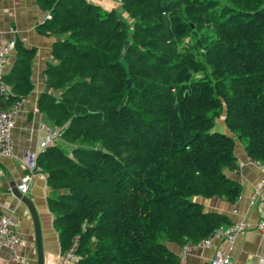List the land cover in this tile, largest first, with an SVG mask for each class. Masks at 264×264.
<instances>
[{
    "label": "trees",
    "instance_id": "obj_1",
    "mask_svg": "<svg viewBox=\"0 0 264 264\" xmlns=\"http://www.w3.org/2000/svg\"><path fill=\"white\" fill-rule=\"evenodd\" d=\"M115 1L38 0L37 30L55 38L38 110L70 149L37 163L61 255L76 243L75 264H178L168 244L232 225L193 198L238 200L236 142L264 163V0ZM36 53L16 39L6 109L34 90Z\"/></svg>",
    "mask_w": 264,
    "mask_h": 264
},
{
    "label": "crops",
    "instance_id": "obj_2",
    "mask_svg": "<svg viewBox=\"0 0 264 264\" xmlns=\"http://www.w3.org/2000/svg\"><path fill=\"white\" fill-rule=\"evenodd\" d=\"M99 5V0H89ZM114 6L107 10H117L118 1L105 0ZM117 3V4H116ZM100 6V5H99ZM47 13L41 10L38 0H0V40L2 42L13 38L20 39L28 48L36 49L33 63L32 81L35 86L31 94L23 99L16 119L12 142L14 154L12 157L0 155V212L13 216L18 222L21 244L18 251L26 257L27 264H38L39 255L35 236L34 222L27 206L13 193V184L18 185L26 169L21 161L24 150L40 151L39 144L45 136L41 126H53L47 117L38 110V97L45 90V70L52 62L51 47L54 37H48L38 32L37 26L45 20ZM15 62V50L9 57L6 73L10 72ZM221 120L225 134L230 131ZM62 141V140H60ZM59 143V141H56ZM235 154L238 162L237 170H227L232 180L242 186V193L235 203L224 198H199L198 202L204 205L207 212H216L226 215L232 224L244 225L232 245L226 239L215 238L208 247H192L187 253L185 264H210L216 250H222L230 255L231 264H257L264 257V234L258 229L261 220L260 200L264 198V187L257 194V186L264 178V163L256 164L247 156L244 145L236 142ZM52 189L45 178L35 176L27 196L33 201L39 214L43 247L44 264H60V246L58 235L53 228V215L48 207V197ZM168 247L180 254L182 248L175 244ZM0 264H19L11 259L7 248L0 252Z\"/></svg>",
    "mask_w": 264,
    "mask_h": 264
},
{
    "label": "built area",
    "instance_id": "obj_3",
    "mask_svg": "<svg viewBox=\"0 0 264 264\" xmlns=\"http://www.w3.org/2000/svg\"><path fill=\"white\" fill-rule=\"evenodd\" d=\"M15 46V38L5 42L0 40V155L5 157H12L14 154L12 135L16 127L17 115L21 107V102L10 109H6L4 106V100L12 93L11 87L5 80V75L9 64V57L15 50ZM41 129L44 131L45 136L39 144L40 151L24 150L21 155V161L26 169V174L17 187L24 195H27L30 191L35 176L38 175L46 179L42 168L37 163L38 154L49 145L61 140V129L46 124L42 125ZM254 162L259 164L257 161ZM263 187L264 178L257 186V194ZM260 211L261 220L258 224V229L264 234V198L260 200ZM244 228L242 223L221 226L209 238L202 240L197 245L184 246L179 254L178 264H185L186 255L192 247H208L215 238L226 239L231 246L236 236L241 233ZM20 244L21 236L17 220L11 215H5L0 212V252L4 248H7L11 253L13 262L27 264L26 257L21 255L18 251V246ZM76 248L77 244L75 243L69 251L61 255L60 264H75L78 262L80 257L76 253ZM210 264H231L230 255L222 250H216ZM257 264H264V257H262Z\"/></svg>",
    "mask_w": 264,
    "mask_h": 264
},
{
    "label": "water",
    "instance_id": "obj_4",
    "mask_svg": "<svg viewBox=\"0 0 264 264\" xmlns=\"http://www.w3.org/2000/svg\"><path fill=\"white\" fill-rule=\"evenodd\" d=\"M117 11L120 13L122 12L121 8L119 7ZM13 193L14 195L22 202L24 203L27 208L29 209L31 213V217L34 222V227H35V236H36V243H37V248H38V255H39V261L38 264H44V247H43V236H42V229H41V222L39 218L38 211L36 209L35 204L33 201L27 196L22 194L17 185L13 184Z\"/></svg>",
    "mask_w": 264,
    "mask_h": 264
},
{
    "label": "rangeland",
    "instance_id": "obj_5",
    "mask_svg": "<svg viewBox=\"0 0 264 264\" xmlns=\"http://www.w3.org/2000/svg\"><path fill=\"white\" fill-rule=\"evenodd\" d=\"M113 1H114V0H113ZM97 2H99V5H100L104 10H106V11H110V10H107V9H111V8L114 7V6H112L113 4H112V5H109V2H106L105 0H99V1H97ZM114 2H115V1H114ZM116 4H117V3H116ZM119 5H120V3H119ZM122 17L124 18V20L127 21L128 26L132 28V23H133L132 20H131L126 14H124ZM221 120H222V118H220V119L217 120V122H216V127H215L214 131H216V132H220V133H224V128L221 129V127H222ZM224 134H225V133H224ZM59 144H60L61 146H63L66 150H69V149H70V148H69L70 146L67 145L66 143H64L63 141H59ZM199 198H200V197H194L193 199H194L195 201H198Z\"/></svg>",
    "mask_w": 264,
    "mask_h": 264
}]
</instances>
